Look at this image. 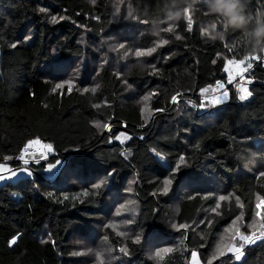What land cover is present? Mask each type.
Instances as JSON below:
<instances>
[{
	"label": "trees",
	"instance_id": "16d2710c",
	"mask_svg": "<svg viewBox=\"0 0 264 264\" xmlns=\"http://www.w3.org/2000/svg\"><path fill=\"white\" fill-rule=\"evenodd\" d=\"M244 3L248 24L237 31L222 29V18L205 14L202 0H194L188 32L184 0H0V162L34 138L53 145L50 161H65L55 180L33 164V178L0 185V264H190L193 250L208 264L222 237L231 243L224 229L241 212L237 226L250 231L256 196L264 195V178H257L264 171V67L253 61L246 74L254 82L245 104L223 71L226 59L264 54V40L253 37L264 10L256 11L257 0ZM129 9L147 23L124 19ZM212 24L225 41L201 35ZM169 26L173 30L164 31ZM125 40L141 49L168 43L139 58L134 47L125 58V49L113 50ZM61 80L73 82L71 91L55 88ZM217 81L226 85L227 104L203 112L189 106L199 104L201 88L216 93ZM121 133L131 139L120 143L115 136ZM7 163L21 166L15 158ZM177 165L174 184L161 194ZM220 195L226 199L214 212ZM109 223L115 230L105 227ZM137 234L146 237L141 244L133 243ZM163 247L173 250L154 257ZM76 251L84 254L73 256ZM221 260L233 264L227 256L213 264ZM243 264H264V242L246 247Z\"/></svg>",
	"mask_w": 264,
	"mask_h": 264
},
{
	"label": "snow or ice",
	"instance_id": "6c2138e0",
	"mask_svg": "<svg viewBox=\"0 0 264 264\" xmlns=\"http://www.w3.org/2000/svg\"><path fill=\"white\" fill-rule=\"evenodd\" d=\"M90 2L94 5L96 4V0H90ZM257 3L259 5L258 9L256 10L257 12L264 10V0H257ZM46 9L40 8V12H45ZM119 12V9H117V13ZM94 19L99 20V16L93 17ZM124 19H132L134 21H138L139 23H147L145 20H139L138 17L134 16L131 12V9H129L127 17H123ZM60 19H64L63 16L60 17ZM53 20H55V17H53ZM193 23H194V18L193 14L186 9L185 10V30L188 32L193 31ZM173 29L171 26L168 28H165L164 31L171 32ZM201 35L203 36L204 33L201 31ZM182 37L177 35L176 39L180 40ZM29 39V37H25V40ZM18 43V42H17ZM17 43H13L11 45L12 48H15L17 46ZM167 40H160L155 47L147 48V49H141L138 47H135L134 44L129 46L128 41H121L117 45H114L113 50L119 52L120 49H125L124 51V57L127 58L129 56V53L133 52V48L135 47L134 55L135 57H143L146 55H151L154 53L158 47H161L165 44H167ZM225 47H227V42H225ZM218 56L220 55L219 53L217 54ZM167 59V57H165ZM253 61H258L261 63H264V58L261 57L259 53L255 55H245L243 59H226L224 63V69L223 71L227 73L228 75V82L232 83L233 81H236L237 78L239 79V83L237 84V94H238V99L240 101H244L248 99L252 95V93L248 89V85L252 84L253 78L251 76H247L246 74L254 67ZM213 63H216L215 60H213ZM233 66L236 71L233 72V68L230 67ZM153 70L157 71L158 69L153 66ZM151 74V73H149ZM118 79H122L124 77V71L123 67L121 68L120 71L116 73ZM123 82L127 84L129 87L132 86L133 81H129L127 79H123ZM64 86H67L68 90L71 91L73 87V82L70 80H61L60 82L56 83L55 88L60 89ZM221 82L217 81V87H221ZM98 87V85H97ZM211 89V86H208L206 88H201L200 89V96L201 100L199 104H195L191 101H187L189 106L193 109L199 108L200 111H205L209 107L215 108L218 105L222 104L227 98H228V92L225 91L223 95H216L211 98H209L206 93H208ZM90 89L85 87L83 88L84 92H88ZM55 91V89H54ZM91 91L95 92L96 88H92ZM155 95V93H153ZM180 94L177 93L175 95L171 96V103L172 104H177L178 103V96ZM148 97L145 96L144 100H147ZM164 109H156V111H163ZM143 112V109H141ZM99 127L100 125H96ZM105 128H108L110 131V127L108 125H105ZM121 136L124 137V139H121ZM115 139L119 141L120 143H124L126 140L131 139L130 136L125 135L124 133H121L119 135L115 136ZM140 139H143L141 136ZM37 145L39 148L37 150H33V146ZM199 145H197V148ZM154 152V155L159 157L161 161L165 159L164 155L160 153L159 151L152 149ZM53 152V145L43 143L41 139L39 138H34V139H29L25 142L23 148L20 149L19 155L16 157H12L9 155H5L3 157V162H0V182H5V181H11L13 178L18 177L20 174H23L25 178H33L34 177V172L32 169L29 167L31 163H35L36 165L40 166L43 170V173L45 174H52L55 172L56 175H59L61 172L64 171L65 169V161L61 159H56L54 162L49 160V153ZM31 156V159L29 158V155ZM122 156L125 154L122 152ZM16 159L21 162L20 167H14L13 165L7 163L8 161L12 159ZM125 158H127L125 156ZM179 159L183 161L185 159L184 155H180ZM43 162V163H42ZM179 165L173 167L171 169V176L170 178H167L163 181L164 187L160 190L161 194H168L170 191V186L174 184V179L172 177H175L178 175L179 172ZM68 174H72L69 172ZM115 170L112 169L107 172V177L110 178L114 176ZM56 175H48L45 178L46 179H51L55 180ZM257 178H264V171H261L258 173ZM133 182L129 181V187L125 189L126 192H131V184ZM102 183H95L92 185L93 188L99 189L101 188ZM87 194V193H85ZM68 197L65 196V199ZM191 199V197H189ZM226 197L224 195H220L217 197V204L216 208L213 209L215 212L216 209L220 207V201H224ZM129 203H134V201H129ZM237 204L238 206L242 209L244 207L243 203L241 202L240 198L237 196ZM264 204V195H259L257 194L256 196V203H255V210L253 211V219L250 224L247 225V227L250 229L249 232H243L241 231L240 227L237 226V222L243 219L244 213L241 212L239 216H237L235 219L232 220L231 225L229 227H226L224 231L231 232V243L225 244L224 243V238H221V243L217 244L215 251L213 252L212 256L208 260V264H213V260L220 259L222 257L227 256L231 261H233V264H243V258L245 256V249L246 247L250 245H255L258 242H264V208L261 207V205ZM259 205V207H257ZM119 207H124V205H120ZM119 215V211L116 213ZM257 217L259 218L257 221ZM128 223H132V221H128ZM211 224V221L208 222ZM254 226L259 228V231L254 230ZM106 228H113L115 230V225L112 223L106 224ZM187 225L185 224H176L172 223L171 228L173 229H185ZM117 235L123 236L126 235V233L119 232L117 231ZM19 233L15 236H13L9 241L8 244L9 246H12L13 244L16 243ZM107 238V237H105ZM146 239V237L142 236L141 234H137L135 238L133 239L134 244H141L142 240ZM43 243V241H42ZM53 244L55 245V241H53ZM173 249L171 247H163V248H157L154 252V257L159 258L161 257L162 253H168L171 252ZM118 251L122 254V256H129V250L127 246H121ZM84 253L76 251L73 252V256H80L83 255ZM121 264H129L128 261H124L121 259ZM190 264H202V261L200 259V254L197 250H193L191 252V258H190ZM221 264H225L223 260H221Z\"/></svg>",
	"mask_w": 264,
	"mask_h": 264
},
{
	"label": "clouds",
	"instance_id": "9594fccd",
	"mask_svg": "<svg viewBox=\"0 0 264 264\" xmlns=\"http://www.w3.org/2000/svg\"><path fill=\"white\" fill-rule=\"evenodd\" d=\"M202 2L206 6L205 14L222 18L223 24L220 26L222 29L231 28L240 31L248 24L244 0H202ZM184 7L193 15L195 14L194 0H184ZM259 16L264 17V12L259 13ZM202 31L203 37L208 40L225 41L222 32H217L216 24L209 25ZM253 37L257 40H264V22L257 24L253 30Z\"/></svg>",
	"mask_w": 264,
	"mask_h": 264
},
{
	"label": "rangeland",
	"instance_id": "374dc122",
	"mask_svg": "<svg viewBox=\"0 0 264 264\" xmlns=\"http://www.w3.org/2000/svg\"><path fill=\"white\" fill-rule=\"evenodd\" d=\"M230 67H232L233 68V72H235L236 71V69L233 67V66H230ZM226 75H227V73H225ZM226 82H227V84H235L236 85V87H237V84L239 83V80L238 81H236V82H232V83H229L228 82V75H227V80H226ZM248 88H249V86H247ZM221 89V87H218V89H217V92L219 91ZM214 94V95H213ZM212 95L213 96H216V95H220L219 94V92L218 93H213ZM208 96V95H207ZM211 96V95H210ZM210 96H208V97H210ZM250 100V97H248V99H246V100H244V101H240L239 99H238V102H240V103H242V104H245V103H247L248 101ZM227 102H228V98L222 103L223 105H225V104H227ZM219 108H222V107H219ZM122 139V138H121ZM123 140V139H122ZM129 140V139H128ZM128 140H126L125 142H127ZM39 146H37V145H34L33 146V148H38ZM49 154H51V153H49ZM53 175H55V172L54 173H52ZM250 246H252V245H250Z\"/></svg>",
	"mask_w": 264,
	"mask_h": 264
},
{
	"label": "built area",
	"instance_id": "2783aa9c",
	"mask_svg": "<svg viewBox=\"0 0 264 264\" xmlns=\"http://www.w3.org/2000/svg\"><path fill=\"white\" fill-rule=\"evenodd\" d=\"M262 58H264V54L262 55ZM257 64H260L261 66H263L264 67V63H261V62H258V61H255ZM248 74V73H247ZM239 79L237 78V80L236 81H238ZM236 81H233V83L234 82H236ZM222 86H221V89L218 91L219 92V94L220 95H223V93L226 91V85L225 84H221ZM218 92H216V93H218ZM215 93V94H216ZM214 95V94H213ZM213 95H211L209 98H211V97H213ZM39 148V147H38ZM38 148H33V150H37ZM19 155V154H18ZM17 155V156H18ZM29 155V158L31 159V156H30V154H28ZM15 162H17V163H19V164H21V162L20 161H18V160H16L15 159ZM33 164H35V163H31L30 165H33ZM29 165V166H30ZM22 166V165H21Z\"/></svg>",
	"mask_w": 264,
	"mask_h": 264
},
{
	"label": "crops",
	"instance_id": "0c3cea01",
	"mask_svg": "<svg viewBox=\"0 0 264 264\" xmlns=\"http://www.w3.org/2000/svg\"><path fill=\"white\" fill-rule=\"evenodd\" d=\"M23 177H25V176L23 174H20L18 177L13 178L11 181L0 182V185H2L4 183H7V182H14V181H16V180H18L20 178H23Z\"/></svg>",
	"mask_w": 264,
	"mask_h": 264
}]
</instances>
